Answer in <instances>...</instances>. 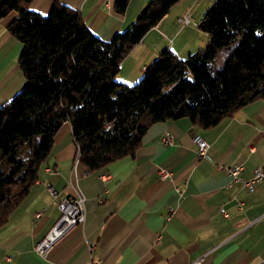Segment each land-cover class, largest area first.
Returning a JSON list of instances; mask_svg holds the SVG:
<instances>
[{
  "label": "crops",
  "instance_id": "1",
  "mask_svg": "<svg viewBox=\"0 0 264 264\" xmlns=\"http://www.w3.org/2000/svg\"><path fill=\"white\" fill-rule=\"evenodd\" d=\"M60 1L77 9L105 40L127 28L148 2L130 0L120 13L115 0ZM52 2L33 0L30 7L47 14ZM194 2L175 3L124 57L116 78L137 81L165 47L185 58L203 46L209 40L203 35H209L200 32L197 40L191 21L181 25L177 19ZM17 15L12 10L0 19V104L26 81L18 61L21 42L8 30ZM166 130L172 144L162 141ZM196 135L210 144L203 156L197 154ZM76 154L66 120L38 179L0 226V264H187L201 255L205 264H264V180L248 191L225 171L243 163L242 175L249 178L256 166L264 168V98L211 127L188 117L153 122L134 155L99 169H88ZM161 166L170 171L167 177L160 176ZM78 194L85 196V220L41 256L35 245L59 217L60 199Z\"/></svg>",
  "mask_w": 264,
  "mask_h": 264
},
{
  "label": "trees",
  "instance_id": "2",
  "mask_svg": "<svg viewBox=\"0 0 264 264\" xmlns=\"http://www.w3.org/2000/svg\"><path fill=\"white\" fill-rule=\"evenodd\" d=\"M33 0H0V19L21 42L23 87L0 104V226L27 195L68 120L78 160L99 169L134 155L156 121L188 117L211 127L264 98V0H216L199 28L205 47L185 58L165 47L133 84L120 63L179 0H148L136 19L105 40L81 13L53 0L43 14ZM130 0H115L125 11Z\"/></svg>",
  "mask_w": 264,
  "mask_h": 264
},
{
  "label": "built area",
  "instance_id": "3",
  "mask_svg": "<svg viewBox=\"0 0 264 264\" xmlns=\"http://www.w3.org/2000/svg\"><path fill=\"white\" fill-rule=\"evenodd\" d=\"M191 15L189 11H186L183 15L178 17V22L181 25H186L191 21ZM194 140L198 144L197 154L198 156L205 155L209 148V142L203 139L201 136L196 135ZM162 141L166 144L173 143V135L168 130L164 131L162 135ZM244 168L243 163H235L225 167V171L230 176L232 181L238 182L242 188L248 191H253L257 182L264 180V168L262 166H256L253 169V174L249 178H244L242 170ZM159 173L162 177H167L170 171L165 167H159ZM48 190L54 196L57 195V190L52 184L47 185ZM242 203V202H241ZM58 206L60 208V215L56 221L52 224L47 233L36 243V251L43 257L47 256V253L51 247L65 236L74 226L83 222L86 216V203L85 196L78 194L76 196H65L60 199ZM170 217V214L169 216ZM162 234L159 233L156 236V242H160ZM94 245H91L93 247ZM187 264H205L203 262V255L195 258Z\"/></svg>",
  "mask_w": 264,
  "mask_h": 264
},
{
  "label": "rangeland",
  "instance_id": "4",
  "mask_svg": "<svg viewBox=\"0 0 264 264\" xmlns=\"http://www.w3.org/2000/svg\"><path fill=\"white\" fill-rule=\"evenodd\" d=\"M196 2H194V7L192 8V10H187V11H189L190 12V15H191V22L189 23V26L191 27V28H195V36H196V38H197V40L199 39H201V36H200V32L203 34L204 33V31L203 30H201L200 28H199V23H200V21H201V17H203V15L206 13V11L213 5V3L216 1V0H210L209 1V6H207V8L205 9V10H203L204 9V6L208 3V0H195ZM170 11V10H169ZM204 11V12H203ZM202 15V16H201ZM201 18V19H200ZM178 19V18H177ZM193 26V27H192ZM194 36V37H195ZM203 37H207V39H209V37L208 36H205V35H203ZM208 43V40H207V42L203 45V46H198V49L199 48H203V47H205L206 46V44ZM196 50H197V48H195ZM192 53V52H191ZM189 55V54H188ZM120 81H122V80H120ZM135 81L136 80H134L133 82H131V83H129V84H132V83H135ZM127 83V82H126Z\"/></svg>",
  "mask_w": 264,
  "mask_h": 264
}]
</instances>
